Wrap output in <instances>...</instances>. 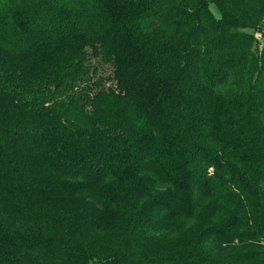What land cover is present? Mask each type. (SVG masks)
I'll return each mask as SVG.
<instances>
[{"label":"trees","instance_id":"obj_1","mask_svg":"<svg viewBox=\"0 0 264 264\" xmlns=\"http://www.w3.org/2000/svg\"><path fill=\"white\" fill-rule=\"evenodd\" d=\"M0 264H264V0H0Z\"/></svg>","mask_w":264,"mask_h":264},{"label":"rangeland","instance_id":"obj_2","mask_svg":"<svg viewBox=\"0 0 264 264\" xmlns=\"http://www.w3.org/2000/svg\"><path fill=\"white\" fill-rule=\"evenodd\" d=\"M210 8H211V10H212V12L218 17L219 16V11H218V9L215 7V5H211L210 6Z\"/></svg>","mask_w":264,"mask_h":264}]
</instances>
